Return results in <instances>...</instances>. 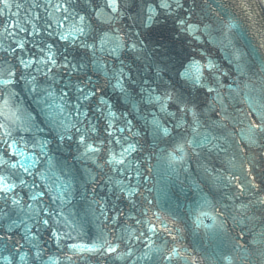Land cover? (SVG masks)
I'll list each match as a JSON object with an SVG mask.
<instances>
[{"label":"water","instance_id":"water-1","mask_svg":"<svg viewBox=\"0 0 264 264\" xmlns=\"http://www.w3.org/2000/svg\"><path fill=\"white\" fill-rule=\"evenodd\" d=\"M0 264H264V0H0Z\"/></svg>","mask_w":264,"mask_h":264}]
</instances>
